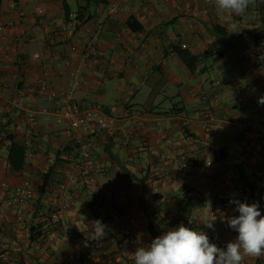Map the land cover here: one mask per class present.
Here are the masks:
<instances>
[{"label": "crops", "instance_id": "obj_1", "mask_svg": "<svg viewBox=\"0 0 264 264\" xmlns=\"http://www.w3.org/2000/svg\"><path fill=\"white\" fill-rule=\"evenodd\" d=\"M233 23L239 33L227 30ZM0 24V264H134L138 247L181 223L219 247L235 239L230 201H254L231 156L250 181L264 177V38L255 40L264 0L242 17L218 14L215 0H0ZM43 88L73 90L76 104L97 103L119 121L73 129L56 114L68 105ZM26 181L35 197L19 206L13 195ZM205 190L204 200L191 195ZM63 197L69 237L45 224ZM95 220L107 225L101 241Z\"/></svg>", "mask_w": 264, "mask_h": 264}, {"label": "clouds", "instance_id": "obj_2", "mask_svg": "<svg viewBox=\"0 0 264 264\" xmlns=\"http://www.w3.org/2000/svg\"><path fill=\"white\" fill-rule=\"evenodd\" d=\"M252 0H215L218 14H232L242 17L246 14ZM231 33H239L238 26L229 25ZM264 104V96L258 99ZM235 204L239 215L226 217L225 222L237 233L234 240L219 247L210 242L204 231L186 227L183 223L165 231L149 245L138 247L132 257L134 264H242L245 257L264 256V215L258 203L239 200ZM213 229V221L204 224ZM93 239L103 240L107 235V225L101 220L93 221Z\"/></svg>", "mask_w": 264, "mask_h": 264}, {"label": "built area", "instance_id": "obj_3", "mask_svg": "<svg viewBox=\"0 0 264 264\" xmlns=\"http://www.w3.org/2000/svg\"><path fill=\"white\" fill-rule=\"evenodd\" d=\"M5 25L0 24V31L4 30ZM76 47L72 46L71 51H75ZM2 57H0L1 59ZM259 60L264 59V55L259 53L257 55ZM83 81L82 76H79V79L75 81V84L78 85ZM42 93L46 95L49 99H59L62 101L63 104L68 105L63 107L62 109H57L56 114L58 119L68 121L69 125L73 129H90L92 123H96L102 129H109L117 125L119 119L115 116L108 115L102 106L97 103H93L88 107H82L74 102L73 90L63 91L61 93H56L54 90L50 88H43L41 89ZM183 119V126L189 127L190 120L187 115H182ZM217 121V117L215 113L211 109H208L206 113V117L204 119V127L207 132L216 131V127L214 123ZM255 137L257 139L263 138V133L258 132ZM168 144H172V139L166 137L165 139ZM90 157V150L86 147L81 151V158L82 161H87ZM262 155L257 153L254 158L253 162L255 164L262 161ZM86 167V166H85ZM88 168V167H86ZM189 168V161L185 157H181L180 164H179V171L181 176H183ZM66 184L63 183L60 185L61 192L66 191ZM35 188L33 185L26 181L21 187L17 188L13 195V203L21 206L22 204L30 202L35 197ZM212 192L210 190L205 191H194L191 195L198 199L204 200L211 196ZM105 198L109 199L110 194L108 192L105 193ZM71 208L70 203L63 197L57 207L51 212L50 219L51 225L56 230L59 231L62 236L69 237L70 230L68 227L65 226L64 223V216L66 213L69 212ZM23 210L19 209L18 214L21 215ZM212 216H215L214 212H211ZM82 264V263H80Z\"/></svg>", "mask_w": 264, "mask_h": 264}, {"label": "trees", "instance_id": "obj_4", "mask_svg": "<svg viewBox=\"0 0 264 264\" xmlns=\"http://www.w3.org/2000/svg\"><path fill=\"white\" fill-rule=\"evenodd\" d=\"M79 16H80V18H82L83 14L81 13ZM214 32H216L220 36H226L227 35L226 30L223 27H220L218 25H216L214 27ZM263 38H264V36L262 34H256L255 35L256 42L262 40ZM217 53H218V56H221V54H222L220 50H218ZM259 53L264 55V48L261 50L258 49L257 55ZM13 144L14 143L11 144L12 147H14ZM231 159L239 168V170L241 172V177L244 178L246 181V184H247L246 186L249 189V191L251 192V196H250L251 200L254 201L255 203L259 204L261 214L264 215V177L255 175L254 179L252 181H250L246 175V171L244 170L242 164L236 160V157L232 155ZM49 222H51V219L46 220L45 224H47ZM50 225H51V223H50ZM40 229H41L40 225L32 227L31 239L36 240V239L43 236V232Z\"/></svg>", "mask_w": 264, "mask_h": 264}]
</instances>
